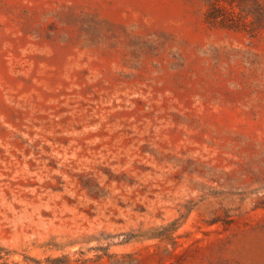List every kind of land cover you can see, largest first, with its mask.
Here are the masks:
<instances>
[{
	"label": "rangeland",
	"instance_id": "rangeland-1",
	"mask_svg": "<svg viewBox=\"0 0 264 264\" xmlns=\"http://www.w3.org/2000/svg\"><path fill=\"white\" fill-rule=\"evenodd\" d=\"M5 264H264V0H0Z\"/></svg>",
	"mask_w": 264,
	"mask_h": 264
},
{
	"label": "trees",
	"instance_id": "trees-1",
	"mask_svg": "<svg viewBox=\"0 0 264 264\" xmlns=\"http://www.w3.org/2000/svg\"><path fill=\"white\" fill-rule=\"evenodd\" d=\"M1 250H0V259L2 258ZM0 264H5V262L0 261Z\"/></svg>",
	"mask_w": 264,
	"mask_h": 264
}]
</instances>
